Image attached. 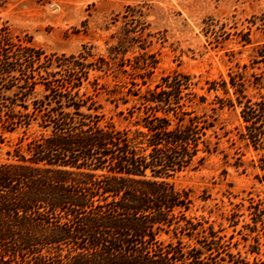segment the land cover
Segmentation results:
<instances>
[{
	"label": "trees",
	"instance_id": "obj_1",
	"mask_svg": "<svg viewBox=\"0 0 264 264\" xmlns=\"http://www.w3.org/2000/svg\"><path fill=\"white\" fill-rule=\"evenodd\" d=\"M256 53L254 63L264 64V44ZM90 56L86 51L54 60L21 41L0 43V128L14 133L38 123L43 131L29 142L26 154L17 148L14 161L0 163V264H220L218 255L207 256L179 238L193 236L198 225L186 215L189 193L168 181L218 150V143L207 138L214 124L197 116L173 124L156 114L164 107L175 116L177 110L191 114L180 103L191 76H167L165 90L145 97L152 112L143 119L146 131L120 130L82 110L97 111L93 97L80 90L90 70L103 71L85 62ZM54 63L55 72L50 71ZM209 84V91L229 93L224 80ZM39 85L44 88L40 97ZM231 86L246 124L242 138L264 145V97L249 99L234 77ZM219 103L234 107L231 99ZM170 231L175 242L159 240ZM210 234L213 240L206 246L211 251L216 234Z\"/></svg>",
	"mask_w": 264,
	"mask_h": 264
},
{
	"label": "rangeland",
	"instance_id": "obj_2",
	"mask_svg": "<svg viewBox=\"0 0 264 264\" xmlns=\"http://www.w3.org/2000/svg\"><path fill=\"white\" fill-rule=\"evenodd\" d=\"M263 25L264 0H0V43L21 41L54 60L88 51L92 56L85 62L103 66V71L90 70L80 90V95L93 97L97 108L82 110L103 116L101 125L146 131L143 119L152 112L145 97L165 90L167 76H191L180 100L183 111L191 114L177 110L175 116L166 107L156 114L168 116L173 124L195 116L214 124L207 138L218 143V150L168 181L189 193L192 205L186 215L198 225L193 236L179 238L207 256L218 255L220 264L264 262V145L256 147L242 138L246 124L237 105L239 94L231 86L234 77L249 99L264 97V64L254 63L257 48L264 44ZM247 38L250 43L244 42ZM116 47L120 52L112 54ZM57 70L54 63L50 71ZM222 80L228 94L222 88L208 90L210 82ZM43 89L37 86L39 97ZM219 99H231L234 107L221 108ZM42 132L38 123L14 133L0 128V163L14 161L17 148L26 154L29 142ZM211 230L216 243L210 251L206 244L213 240ZM159 240L177 238L170 231Z\"/></svg>",
	"mask_w": 264,
	"mask_h": 264
}]
</instances>
